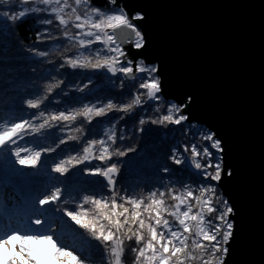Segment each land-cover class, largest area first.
<instances>
[{"label": "snow or ice", "instance_id": "obj_1", "mask_svg": "<svg viewBox=\"0 0 264 264\" xmlns=\"http://www.w3.org/2000/svg\"><path fill=\"white\" fill-rule=\"evenodd\" d=\"M108 3L119 10L106 14L93 6L91 0H0V21L5 26L20 24L33 17L39 24L55 26L60 33L59 36L50 35L46 27L43 32L36 33L38 43L45 37L63 39L68 42L64 46L65 51L77 50L76 56L63 57L57 71L67 67L74 71L105 72L117 77L121 89L127 83L134 89L124 104L110 100L101 106L85 104L79 109L46 115L41 110L42 105L64 83L53 77L55 82L45 86L44 95L36 94L35 99L25 101L28 109L37 110L30 119L0 124V154L11 165L15 175L26 178L29 173L16 170V165L36 169L42 153H52L70 141L79 144L84 128H71L72 133H80V136L67 134L66 138L59 140L56 148L21 147L18 139H23L24 135L39 134L56 126H61L60 131L63 132L78 118L91 124L93 119L106 117L110 112L130 115L135 109L148 105L149 110L157 115L147 120L139 119L140 131L144 130L145 123H149L163 128L178 127L185 135H190L188 142L174 145L167 157L177 167L160 169L165 174L181 173L187 179L177 178L173 182L169 178L168 183L139 195H129L126 189L118 188L121 164L114 162L113 158L125 157L136 149L113 147L117 136L109 129L104 133L107 140L88 139L76 155L54 162L51 173L56 175L49 177L50 181L66 177L70 167L91 164L96 160L101 166L83 171L89 176L102 177L106 182L100 184V194L73 196L70 200L64 198L65 190L53 183L30 200V214L26 213L18 226L10 222L5 224V210L0 209V264H87L84 257L64 246L55 236L48 223V216L53 211H62L63 216L99 242L103 248L104 264H126L127 245L133 241L132 264H226L228 245L234 235V209L218 192L224 176L232 175L231 170L223 166L222 141L212 132H192L195 125L190 123L187 129L184 128L189 121L184 111L187 102L161 103L163 89L158 66H150L143 59L129 55L130 51L138 52L145 46L142 32L133 23L143 17L136 14L130 19L117 0H108ZM94 45L99 47L93 48ZM128 45L131 47H126ZM81 49L87 50L88 54ZM29 51L41 58L48 56V52L35 48ZM86 87L87 84L77 90L83 92ZM190 101L191 97L188 98ZM119 119L123 120L124 116ZM11 157L15 158L14 161ZM70 203L74 205L71 209L59 207ZM53 205L58 207L53 210Z\"/></svg>", "mask_w": 264, "mask_h": 264}, {"label": "water", "instance_id": "obj_2", "mask_svg": "<svg viewBox=\"0 0 264 264\" xmlns=\"http://www.w3.org/2000/svg\"><path fill=\"white\" fill-rule=\"evenodd\" d=\"M91 2L98 8L109 4ZM117 4L130 19L143 17L133 23L145 46L129 55L158 66L161 97L187 102V123L222 141L223 166L232 175L224 176L218 190L234 209L226 264H264V0ZM31 184L24 178L19 186Z\"/></svg>", "mask_w": 264, "mask_h": 264}, {"label": "trees", "instance_id": "obj_3", "mask_svg": "<svg viewBox=\"0 0 264 264\" xmlns=\"http://www.w3.org/2000/svg\"><path fill=\"white\" fill-rule=\"evenodd\" d=\"M100 9L106 14L119 10L111 4ZM46 27L50 35H60L55 26L39 24L33 17H30L26 22L8 26L0 21V124L30 119L37 110L28 109L25 101L35 99L36 94L44 95L45 86L55 82L53 77L56 80H63L64 83L42 105L41 110L45 111L46 115L50 112H67L79 109L85 104L101 106L110 100L116 104L128 102L130 93L134 89L131 88L130 83L121 89L117 77H112L105 72L79 69L74 71L67 67L57 71L59 65L63 63L64 56L74 57L78 53L75 48L65 51L64 46L68 42L63 39L50 40L45 37L43 42L38 43L36 33L43 32ZM96 47L99 46H93V48ZM32 48L48 52V56L43 58L35 56L29 51ZM80 51L88 54L85 49ZM85 84L88 87L84 88L83 92L77 90L84 87ZM65 92L67 95H64ZM161 103L168 105L173 102L161 97ZM155 115L157 114L150 111L149 106L145 105L142 109H135L130 115L110 112L106 117L93 119L91 124L85 123L83 118H78L74 125L65 128L63 132L60 131L61 126L48 127L39 134H27L23 139H18V145L21 147L56 148L59 140L66 138L67 134L80 136V133H72L71 128L80 126L84 128V134L79 144L70 141L60 145L52 153H42L36 169L15 166L16 170L29 173L26 178L32 181L31 185L19 186L21 179L24 178L15 175L11 165L7 164L3 154H0V209L5 210L4 223L10 222L13 226H18L28 213L30 200L45 192L53 183L62 187L65 190L64 198L70 200L73 196L80 198L87 194H100V184L106 182L102 177L89 176L83 171L86 168L101 166L99 161L94 160L91 164L85 163L76 168L70 167V172L66 177H56L54 181H50L49 177L56 175L51 173V166L54 162H59L70 155H76L88 139L103 138L107 140L104 133L109 129H112L117 136V143L113 147H120L122 150L136 149L125 157L113 158L114 162L121 164L118 188L126 189L129 195H139L168 183L169 178L173 182L177 178L187 179V176L181 173L165 174L160 169L164 166L173 169L177 167L167 160L170 150L174 145L188 142L191 137L185 135L178 127L163 128L149 123H145L144 130L140 131L139 119L147 120ZM120 116H124V119L120 120ZM40 122L34 121V123ZM188 125L189 123L186 122L184 128L187 129ZM191 131L209 132L199 125H195ZM121 136L123 139H120ZM108 143L111 144V141ZM16 146L13 145V147ZM23 155L25 153H22ZM11 159L14 161L15 158L11 157ZM104 191L106 192V189ZM69 193L72 195L69 196ZM51 207L55 210L58 206ZM59 207L71 209L74 205L71 203L61 204ZM48 223L59 241L64 246L78 252L86 259L87 264H104L103 248L99 242L92 239L89 233L79 228L66 216H63L62 211H53L48 216ZM132 246H134V241L128 242L124 257L126 264H132L134 259V255L131 253Z\"/></svg>", "mask_w": 264, "mask_h": 264}, {"label": "rangeland", "instance_id": "obj_4", "mask_svg": "<svg viewBox=\"0 0 264 264\" xmlns=\"http://www.w3.org/2000/svg\"><path fill=\"white\" fill-rule=\"evenodd\" d=\"M14 201V200H13Z\"/></svg>", "mask_w": 264, "mask_h": 264}]
</instances>
